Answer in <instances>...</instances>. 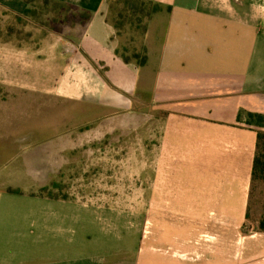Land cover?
Masks as SVG:
<instances>
[{
  "label": "crops",
  "instance_id": "obj_1",
  "mask_svg": "<svg viewBox=\"0 0 264 264\" xmlns=\"http://www.w3.org/2000/svg\"><path fill=\"white\" fill-rule=\"evenodd\" d=\"M49 1L89 19L68 34L0 43V264H24L19 248L32 244L69 256L66 231L75 223L65 212L73 203L81 207L77 199L86 195L54 188L72 182L89 153L106 147L105 135L119 138L124 129L143 130L147 164L160 173L144 180L147 215L159 212L161 199L163 214L182 216V232L204 218L208 227L242 226L257 142L243 115H264V0H155L163 9L148 23L142 66L117 53L108 22L115 0ZM0 7L23 16L30 3L0 0ZM44 189L54 198L41 196ZM165 231L171 230L161 228L162 242ZM256 236L240 264H264V233ZM146 245L139 264H186L178 253L157 256L152 240ZM118 252L89 260L129 264L114 259ZM78 256L81 264L88 260ZM216 259L214 253L198 264H225Z\"/></svg>",
  "mask_w": 264,
  "mask_h": 264
},
{
  "label": "rangeland",
  "instance_id": "obj_2",
  "mask_svg": "<svg viewBox=\"0 0 264 264\" xmlns=\"http://www.w3.org/2000/svg\"><path fill=\"white\" fill-rule=\"evenodd\" d=\"M28 1L30 2L28 15L16 16L0 7V42L11 39L16 43H27V41L30 43L37 41L36 34L38 38L44 37L50 31L68 34L71 27L83 24L82 21L86 16L68 6L54 5L47 3L46 0ZM139 1L147 5L150 2V0ZM75 19L78 20L76 23H74ZM141 37V34L133 36L132 31L125 30L118 38L119 46L121 44L131 50H140ZM239 119L241 120V117ZM158 138L159 134L154 135L153 142H157ZM112 141H120L122 146L116 149L107 146ZM144 142L143 130L124 129L119 138L105 135L106 147L89 153L91 160L80 170L73 171L72 182L65 183L63 180L54 188L59 192L58 195L64 194L65 190H72L73 193L83 191L86 195L77 199L81 202V207L73 203L65 212L69 217V224L75 223L71 231H66L67 241L72 239L71 244H66L69 256H64L59 247L53 254H48L44 251L45 247L32 244L19 248L24 251L22 256L24 264H41L42 257L53 260L47 264H81L77 261L78 255L87 257L88 260L83 264H92L90 260L97 261L107 253L115 255L118 251L114 259L118 257L129 264H139L142 252L147 250L146 240L153 241L156 249H159L155 253L160 258L178 253L176 258L185 260L186 264H198L209 255L216 253V260L224 261L225 264H240L242 252L248 244L251 245L258 238L256 236L258 222L264 216V192L260 189L255 191L250 218L242 226L234 222L232 228L229 223L227 227L223 223L218 224L217 227L212 224L208 227L204 224L209 221L204 218V221H200V225L184 224V227H190L183 232L177 230L183 224L182 216L178 218L177 215L163 214L162 211H166L167 205L162 204L161 199L157 200L159 207H154V210L159 212L146 214L150 206L143 197L145 177H155L160 173L156 172L157 167L151 168L147 164L146 160L150 157V152L144 149ZM131 189L137 191L136 198H123L124 192ZM198 226L201 227L200 231H192ZM162 227L171 230L165 231L168 239L165 238L163 242L160 240ZM79 240L81 244L77 242ZM172 242H177L178 245L167 250L166 243ZM123 250L127 253H123Z\"/></svg>",
  "mask_w": 264,
  "mask_h": 264
},
{
  "label": "trees",
  "instance_id": "obj_3",
  "mask_svg": "<svg viewBox=\"0 0 264 264\" xmlns=\"http://www.w3.org/2000/svg\"><path fill=\"white\" fill-rule=\"evenodd\" d=\"M46 2L54 4L49 0H46ZM54 5L64 6L59 4ZM70 8L74 10V8ZM162 9V6L155 0H150L148 5L144 2H140L139 0H115L111 2L109 7L108 22H110V24L115 28L117 32V38L121 37L123 31L129 30L130 32L132 31L133 36H138L141 34V39L143 40L145 33L147 32L149 21L154 15L160 13ZM28 14H30V10L25 13V15ZM88 19L89 17L86 15L82 22L86 23ZM77 21L78 20H76L74 23ZM2 42L14 41L10 39L1 41L0 43ZM16 44L21 46L25 43L19 42ZM117 53L126 63H134L142 66L147 61L143 46L140 50H131L130 48L120 44ZM245 123L249 127L254 128L255 132L257 133L256 153L252 168V183L249 196V206L246 214V222H248L250 218L251 202L253 200L255 191L260 189L261 192H264V115L251 112L246 113ZM40 195L54 198V196L49 193L48 189L42 190ZM258 223V232L264 233V216L259 220Z\"/></svg>",
  "mask_w": 264,
  "mask_h": 264
}]
</instances>
